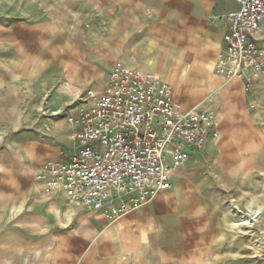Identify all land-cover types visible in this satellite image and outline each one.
<instances>
[{
    "label": "crops",
    "instance_id": "0c3cea01",
    "mask_svg": "<svg viewBox=\"0 0 264 264\" xmlns=\"http://www.w3.org/2000/svg\"><path fill=\"white\" fill-rule=\"evenodd\" d=\"M13 2L0 9V264L177 262L187 217L201 208L193 202L201 184L191 175L215 146L227 150L229 123L245 106L243 84L214 73L237 3ZM117 63L169 82L184 110L212 112L220 135L190 155L169 191L110 222L62 192L46 194L35 178L48 161L66 162L74 153L78 128L68 118L87 89L103 90Z\"/></svg>",
    "mask_w": 264,
    "mask_h": 264
},
{
    "label": "built area",
    "instance_id": "2783aa9c",
    "mask_svg": "<svg viewBox=\"0 0 264 264\" xmlns=\"http://www.w3.org/2000/svg\"><path fill=\"white\" fill-rule=\"evenodd\" d=\"M224 47L214 73L238 80L248 91L264 73V0H234ZM170 84L155 74L117 63L103 90L87 89L69 124L75 151L68 161H48L36 175L46 194L62 192L69 203L110 222L169 191L190 155L219 138L215 115L183 109Z\"/></svg>",
    "mask_w": 264,
    "mask_h": 264
},
{
    "label": "rangeland",
    "instance_id": "374dc122",
    "mask_svg": "<svg viewBox=\"0 0 264 264\" xmlns=\"http://www.w3.org/2000/svg\"><path fill=\"white\" fill-rule=\"evenodd\" d=\"M13 4L2 0L0 9ZM245 92L242 112L229 123L227 150L215 146L191 175L201 184L193 197L201 208L187 217L192 223L182 234L180 259L165 264H264V73Z\"/></svg>",
    "mask_w": 264,
    "mask_h": 264
}]
</instances>
